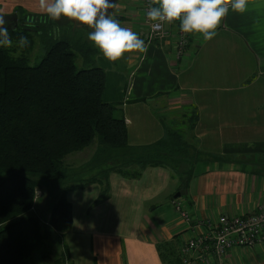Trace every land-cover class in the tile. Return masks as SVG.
I'll return each mask as SVG.
<instances>
[{
  "label": "crops",
  "instance_id": "obj_1",
  "mask_svg": "<svg viewBox=\"0 0 264 264\" xmlns=\"http://www.w3.org/2000/svg\"><path fill=\"white\" fill-rule=\"evenodd\" d=\"M116 8L113 18L136 32L144 49L117 61L100 53L99 64H90L106 72L104 99L117 104L129 145L152 146L174 120L193 113V131L189 123L185 133L202 158L187 189L172 167L154 164H130L69 189L72 223L59 233L66 264H164L160 246L180 248L192 234L175 198L187 202L194 219L251 212L264 203V0H248L244 13L229 7L210 40L191 34L179 61L169 42L146 38L135 0ZM14 13L46 16L39 0H0V14ZM223 264H264V246L235 248Z\"/></svg>",
  "mask_w": 264,
  "mask_h": 264
},
{
  "label": "trees",
  "instance_id": "obj_2",
  "mask_svg": "<svg viewBox=\"0 0 264 264\" xmlns=\"http://www.w3.org/2000/svg\"><path fill=\"white\" fill-rule=\"evenodd\" d=\"M10 23L6 27L11 25L7 27L11 41L21 36L29 41V34L35 31L45 54L31 65L27 53L34 45L24 46L19 55L16 48L0 47V264H27L50 234L60 237L72 223L66 192L99 180L111 170L131 163L154 164L172 167L179 174L176 168L184 160L190 166L183 180V187L188 188L202 153L187 140L186 130L170 126L164 139L139 148L142 152L134 160L108 158V169L66 187L50 204L48 216H43L38 208L43 197L39 195L42 191L45 194L47 183L67 176V157L92 145L97 135L103 146L98 157L102 152L130 147L128 129L125 119L114 115L117 104L104 99L105 70L99 66L79 69L70 33L61 34L62 29L76 32L79 25L47 23L46 16H23L17 24ZM56 27L60 29L58 36ZM85 59L89 58L85 55ZM194 120H187L190 131ZM46 225L51 232H44ZM170 245L160 246L164 264H182L180 249Z\"/></svg>",
  "mask_w": 264,
  "mask_h": 264
},
{
  "label": "clouds",
  "instance_id": "obj_3",
  "mask_svg": "<svg viewBox=\"0 0 264 264\" xmlns=\"http://www.w3.org/2000/svg\"><path fill=\"white\" fill-rule=\"evenodd\" d=\"M43 13L51 21L61 17L72 20L77 25L88 26V40L110 61L119 60L126 52L143 50L144 41L129 28L121 26L108 11L111 0H39ZM152 6L147 17L154 22V27L163 23L179 21L183 33H198L205 40L215 35V30L222 19L232 11L244 13L248 0H151ZM6 21L0 15V47L11 44ZM58 36L59 27L54 28ZM28 43L26 37L19 38V46Z\"/></svg>",
  "mask_w": 264,
  "mask_h": 264
},
{
  "label": "rangeland",
  "instance_id": "obj_4",
  "mask_svg": "<svg viewBox=\"0 0 264 264\" xmlns=\"http://www.w3.org/2000/svg\"><path fill=\"white\" fill-rule=\"evenodd\" d=\"M135 4H137L138 9L140 10L141 5L139 4V0H135ZM117 9L118 8H115L114 12L117 11ZM140 13H142V11H140ZM49 21L50 20L47 18V23ZM52 22L57 23L59 26L67 25L68 23H70L69 26H73V28L77 27V24H75L72 20L66 17H61L60 20L52 21ZM6 24H11V23L8 22ZM84 27L86 29H84ZM84 27L80 28L78 26L77 29H75L76 32L72 30L74 33L66 29L61 30V34L63 36H66V31L70 33V40L71 42L73 41L74 45H76V48H74V51L76 53L75 61L79 69L92 67L93 64H90V63H92L93 61L94 63L98 65L99 63H97V61L95 60L98 57V54L101 53L99 49H97L93 45V43L88 40V32L90 31V28H88L87 26H84ZM29 36L31 40L28 41L27 46L34 45V48L32 52H29L27 54H29V63L31 65H35L41 61L42 57L45 54V50L43 47L42 39L36 34L35 31L31 32ZM146 38H147V34H146ZM6 47L16 48L17 50L16 55H19L24 48V47L19 46V40L11 41V44ZM91 48H93V51L92 50L88 51V49H91ZM85 55L89 58L88 60L85 59ZM114 112H115L114 115L118 117L117 108H115ZM194 116L195 115L191 113L190 115L186 116V118L180 117L174 120L170 126L171 128H175V129L182 128V130L183 129L186 130L185 127L189 125L187 124L188 118L194 117ZM186 138L191 144H195L191 138L189 139V136H186ZM99 139L100 138L97 135L92 145H90L89 147H87L81 152L72 153L70 154L69 157H67L66 159L67 176L65 178H62L55 182L47 183L43 187L45 188L44 189L45 194L43 191H42L43 193L42 194L41 190H39L38 194L41 193L39 197L42 195L43 199L39 200L38 208L40 209L43 216L45 217L48 216V213H50V204L56 199L57 200L59 199L60 195H62L63 193L62 191L66 187L74 185V184H78L82 181L93 178L95 175H97V173L102 172L104 169L105 170L108 169L109 167L108 162H107L108 158H111L112 160L114 159L116 160V158H118L121 160V158L124 157L126 160L132 161L136 157L140 156L142 152V149L134 148L130 146L126 148L112 149V150H109V152H102L100 154V157H98L99 156L98 154L100 153L101 148H103V146L100 144ZM183 161L184 160H181L179 162L180 165L177 166L176 169H177V172L181 174V178L184 180V178L186 177V171L190 169V166L188 167L187 163H185L186 161L184 162ZM119 168L120 170H125L124 166L119 167ZM186 196L187 195H182L181 197L185 199ZM47 230L48 231L50 230L49 232H51L50 226L46 225L44 228V232L46 233ZM63 243H64L63 240L60 239L58 234L56 233L50 234V236L47 237L43 241L40 247H38L39 249H36L34 251L33 255L28 259L27 264H49V259L54 260V258L64 263L65 262V248H64Z\"/></svg>",
  "mask_w": 264,
  "mask_h": 264
},
{
  "label": "built area",
  "instance_id": "obj_5",
  "mask_svg": "<svg viewBox=\"0 0 264 264\" xmlns=\"http://www.w3.org/2000/svg\"><path fill=\"white\" fill-rule=\"evenodd\" d=\"M139 4L142 21L148 25L147 39L159 43L169 42L175 60L182 59L188 51L193 33L181 32L179 21L154 27V22L147 17V11L152 6L151 0H139ZM173 203L180 211L185 226L192 232L179 248L182 264H223V259L235 248L264 246V203L251 212L221 213L196 219L189 212L186 201L175 198Z\"/></svg>",
  "mask_w": 264,
  "mask_h": 264
},
{
  "label": "water",
  "instance_id": "obj_6",
  "mask_svg": "<svg viewBox=\"0 0 264 264\" xmlns=\"http://www.w3.org/2000/svg\"><path fill=\"white\" fill-rule=\"evenodd\" d=\"M119 1L120 0H111V4H112V7H110L109 8V12L112 14L113 13V11L115 10V8H116V6L118 5V3H119ZM0 15H2L3 17H4V19H5V21L6 22H13V23H15V24H17V22H18V15L17 14H0ZM14 24V25H15ZM6 26V25H5ZM84 25H79V27H83ZM7 27L8 28H11V25H7ZM88 27V26H87ZM89 28V27H88ZM91 30V29H90ZM187 192V191H186ZM182 192H178L177 194H176V197H180V196H182Z\"/></svg>",
  "mask_w": 264,
  "mask_h": 264
}]
</instances>
